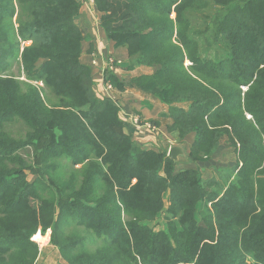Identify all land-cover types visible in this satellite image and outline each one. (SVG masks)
I'll list each match as a JSON object with an SVG mask.
<instances>
[{
    "label": "trees",
    "instance_id": "1",
    "mask_svg": "<svg viewBox=\"0 0 264 264\" xmlns=\"http://www.w3.org/2000/svg\"><path fill=\"white\" fill-rule=\"evenodd\" d=\"M93 5L129 69L152 70L105 84L167 106V132L193 135L187 163L224 145L235 167L204 180L123 133L79 60L80 0H0V264H37L47 232L66 264H264V0Z\"/></svg>",
    "mask_w": 264,
    "mask_h": 264
},
{
    "label": "crops",
    "instance_id": "2",
    "mask_svg": "<svg viewBox=\"0 0 264 264\" xmlns=\"http://www.w3.org/2000/svg\"><path fill=\"white\" fill-rule=\"evenodd\" d=\"M80 2L78 24L84 41L81 45L79 60L82 65L91 70L96 93L112 100L119 106L120 120L126 126L132 139L139 145L166 153L171 146L181 145L188 151L193 141V135H189L181 141L177 132H167L166 126L170 123L167 106L134 87H126L122 90L113 86L110 90L106 88L103 81L105 72H110L120 81L150 75L152 70L146 67L129 69L130 62L125 49H114L113 43L107 40L104 30L99 25L100 14L96 11L93 0H80ZM110 59L115 62L111 71L107 69ZM131 115L138 117L142 125H133L128 119V116ZM153 122L159 123V126H152ZM218 156H221V159L232 160L233 164L228 167L221 165L222 162H218ZM235 159L232 150L224 148L223 145L206 163L191 164L179 159L177 167L199 169L202 178L210 180L217 174V171H221L219 169L231 170L234 168ZM181 161H185L186 166H181L183 163Z\"/></svg>",
    "mask_w": 264,
    "mask_h": 264
},
{
    "label": "rangeland",
    "instance_id": "3",
    "mask_svg": "<svg viewBox=\"0 0 264 264\" xmlns=\"http://www.w3.org/2000/svg\"><path fill=\"white\" fill-rule=\"evenodd\" d=\"M216 10H217L216 7H212L208 10V13L211 16V18L216 14ZM205 14H206V12H205ZM196 16H197V18H196L195 27L197 29H200L203 31L206 29V26L212 25V19L204 18L203 15H201V14H197ZM11 72H12V75H14V76L18 75V70L16 67H13ZM4 129L8 134H10L11 136H13L15 138L23 139V140L25 138L26 129L20 123L6 125ZM19 153L24 157V159L28 163L33 162L32 152H31V149L29 147H27L23 151H20ZM218 158H219L218 162L221 161L222 163H227V164L221 163V165L228 167V166L233 164V163H231L232 160H230V159H226V158L221 159V156H218ZM228 160H230V161H228ZM181 162H183L181 166H186L185 161H181ZM179 168L185 169V167H179L178 166L177 170H181ZM219 170H221V171H217L216 172L217 174H215V176L213 178H216V179L221 178V176H225V174H227L228 171H230L229 169L228 170L219 169ZM33 178H34L33 176H29L30 180H32ZM202 179H204V178H202ZM197 220L199 221L198 217H197ZM153 225L157 228V230H161L164 227L163 217L160 216L159 219L157 220V222L155 224H152V226ZM37 235L38 234H36L34 236V238H33L34 240H35V237ZM49 235H50L49 232H47L43 236L38 235L36 240H35L38 247H39V250H40V255L38 257L37 264H66V262L60 256L57 249L51 245Z\"/></svg>",
    "mask_w": 264,
    "mask_h": 264
},
{
    "label": "water",
    "instance_id": "4",
    "mask_svg": "<svg viewBox=\"0 0 264 264\" xmlns=\"http://www.w3.org/2000/svg\"><path fill=\"white\" fill-rule=\"evenodd\" d=\"M125 135L128 134V130L125 128L123 130ZM168 159L172 160L173 162L177 163L179 159L186 160L187 159V151L181 145L171 146L167 152Z\"/></svg>",
    "mask_w": 264,
    "mask_h": 264
},
{
    "label": "built area",
    "instance_id": "5",
    "mask_svg": "<svg viewBox=\"0 0 264 264\" xmlns=\"http://www.w3.org/2000/svg\"><path fill=\"white\" fill-rule=\"evenodd\" d=\"M115 64L114 60L113 59H110L109 62H108V67L107 69L109 71H111L113 69V65ZM104 81V80H103ZM104 84H105V81H104ZM106 85V88L107 89H111V85L110 84H105ZM38 86H42L41 83H38ZM128 119L129 121L135 125V126H141L142 125V122H140L139 118L136 117L135 115H131V116H128Z\"/></svg>",
    "mask_w": 264,
    "mask_h": 264
}]
</instances>
